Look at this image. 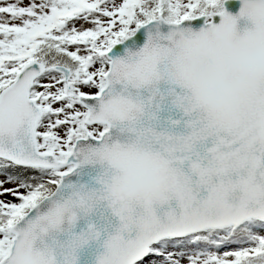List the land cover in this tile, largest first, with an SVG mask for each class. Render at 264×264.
Segmentation results:
<instances>
[{"label":"snow or ice","instance_id":"6c2138e0","mask_svg":"<svg viewBox=\"0 0 264 264\" xmlns=\"http://www.w3.org/2000/svg\"><path fill=\"white\" fill-rule=\"evenodd\" d=\"M233 3L0 0V264H264V0Z\"/></svg>","mask_w":264,"mask_h":264},{"label":"water","instance_id":"95a60500","mask_svg":"<svg viewBox=\"0 0 264 264\" xmlns=\"http://www.w3.org/2000/svg\"><path fill=\"white\" fill-rule=\"evenodd\" d=\"M242 0H234V3L232 4V7L230 9V11L232 12V14L234 15H238L239 14V10L242 7ZM244 22H241V27H243ZM250 26V25H249Z\"/></svg>","mask_w":264,"mask_h":264}]
</instances>
